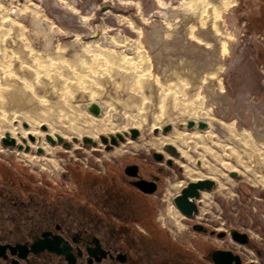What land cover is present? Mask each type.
<instances>
[{
	"label": "rangeland",
	"instance_id": "obj_1",
	"mask_svg": "<svg viewBox=\"0 0 264 264\" xmlns=\"http://www.w3.org/2000/svg\"><path fill=\"white\" fill-rule=\"evenodd\" d=\"M75 42L86 50L76 58L78 65L64 54L76 46ZM93 45L103 49L97 50ZM85 54L90 59L82 56ZM109 54L130 64L133 82L127 86L114 82L113 68L118 62L110 59ZM144 78L153 80L148 89L142 85ZM48 79H58L61 89L78 104L98 95H110L123 105H116L112 118L105 115L92 120L90 117L95 116L87 109L86 114L81 111V127L74 128L71 122L76 121L75 117L53 112L49 97H44L33 83ZM28 92L36 106L28 105ZM31 107L44 116L52 110L59 117L68 129L51 123V132H64L65 141L71 144L69 148L58 143L51 145L44 138L48 145L42 147V153L37 152L45 133L41 126L45 124H38L41 119L29 112ZM15 113L30 115V124L37 133L33 142L29 136L25 138L30 145L27 149L20 140L24 137H15L23 145L18 149L1 143L5 135L0 127V171L8 172L10 178L15 175L29 187L41 188L46 202L68 207L72 201L69 190L73 186V172L105 174L110 182L120 183L127 165H137L146 175L157 172L161 166L163 180L150 198L155 218L158 216L167 225L173 237L177 233L175 240L190 249H195L198 241L213 242L207 234L192 229L191 223L200 222L212 229L246 232L252 244L264 253V0H223L221 5L212 0H0V117L13 125ZM194 116H204L208 127L218 121L234 124L239 131L238 140L248 143L247 155L239 146V156L224 152L222 161L215 164L228 178L224 191L216 190V180V186L202 191L196 200L198 213L193 218H180L179 230L167 217L172 198L179 191L167 200L165 188L169 179L183 178L178 169L182 160L172 157L176 163L169 166L165 161H156L152 156L155 149L127 145L141 137L150 140L152 135H163L161 129L156 134L154 130L164 119L178 122ZM132 122L139 127L135 139L126 126ZM143 124L152 125V131H147ZM21 127L28 129L23 124ZM116 133L122 134L124 140L106 149L100 137ZM84 134L97 140V144L84 146ZM49 148L54 149L52 158ZM191 149L199 151L198 147ZM191 149L188 153L196 155ZM19 152L27 155L25 161L20 159ZM162 152L170 155L163 148ZM36 157L42 161L32 166L31 160ZM45 160L55 166L58 176ZM197 160L195 157L194 167L201 171L205 170V162L211 163L204 153L202 170ZM227 165L235 168L228 169ZM222 166L238 175L231 176ZM15 180L14 185L20 188L19 179ZM76 197L85 196L77 192ZM135 199L139 203L148 201L138 195Z\"/></svg>",
	"mask_w": 264,
	"mask_h": 264
},
{
	"label": "flooded vegetation",
	"instance_id": "obj_2",
	"mask_svg": "<svg viewBox=\"0 0 264 264\" xmlns=\"http://www.w3.org/2000/svg\"><path fill=\"white\" fill-rule=\"evenodd\" d=\"M16 143L21 144L17 139ZM156 152L161 155L157 162L176 163L162 151ZM140 170L138 167L135 176L124 173L119 178L121 184L110 182L105 174L73 172L68 207L46 202L41 188L29 187L15 175L10 178L8 172L0 171V264H264V253L252 244L250 236L247 243H241L230 229L227 232L193 222L192 229L194 223L206 226V232H198L216 244L203 240L190 249L175 240L177 233L173 237L167 225L155 218L150 198L163 180V167L150 175ZM15 179H19L20 188L14 185ZM139 180L145 181L140 182L144 190H155H141ZM77 192L85 197H76L77 201ZM135 195L149 202L139 203ZM211 230L215 233L210 234ZM220 231L225 234L218 237Z\"/></svg>",
	"mask_w": 264,
	"mask_h": 264
},
{
	"label": "bare ground",
	"instance_id": "obj_3",
	"mask_svg": "<svg viewBox=\"0 0 264 264\" xmlns=\"http://www.w3.org/2000/svg\"><path fill=\"white\" fill-rule=\"evenodd\" d=\"M212 1L215 2L217 5L218 4L221 5V2L223 0H212ZM182 9L183 8H181V10ZM75 44H76V46L68 48L66 50V52L65 53L63 52V53L65 55H67V56L69 55V59L68 60L72 59L73 62H75L78 65V62L76 61V58L79 55H81L82 53L84 54V52L86 50H84L80 46V43L75 42ZM38 46L40 47V45H38ZM93 47H95V49H97V50H102L103 49L101 46L100 47L102 49L99 48L96 45H93ZM39 49H41V47ZM43 50H44V48H43ZM47 53H50V52H47ZM53 55L56 56V55H58V53H53ZM82 56H85L88 59H90L89 55L85 54V55H82ZM109 57L112 60L115 59V62H118V66L117 67L115 66V68H113V71H114L113 74L116 76V78L114 79V82L119 81V84L121 82L122 85L125 84L127 86V84H129L133 80V77H134V72L131 69L130 64L124 63L123 61L118 60V57H114V55H112V54H109ZM49 58H47V59L51 60ZM54 58H56V57H54ZM113 62H111V63H113ZM59 65H61V64H59ZM62 69H64L66 72L70 73L69 69L66 70L64 67ZM23 77L28 79V80L31 79L30 77L25 76V74L23 75ZM30 81H32V80H30ZM33 83H35L36 88H38L39 92H41L44 97H49L48 103L50 104V107L52 108L53 112L56 113V112H60L61 111V112L65 113V114H68V115L71 114L73 117H75L76 121L75 122H71L72 123V127H74V128L75 127H81V122L83 121L81 119V117H80L81 111H84L83 114H86L85 111L87 109V106L90 105L91 103H96V104H98L101 107V113H100L101 115H98L99 117H102V116L106 115V116L111 117V118L114 115V111L117 110V106L116 105L118 103H120V101L116 100L115 97H108L110 95H108V96L107 95H100V96L98 95V96H95L93 99H91L89 102L78 104L77 101H75L73 99V97H71V94H68V92L65 91L64 88L61 89V86H60L61 83L58 82V79H53V81H50L48 79V81L44 80V82L43 81H40V82L33 81ZM142 85H143V87H145V89H148L147 87L153 85V80H149L147 78H144ZM13 88L14 89H19L18 87H15V86ZM58 90H60V91H58ZM16 91H18V90H16ZM29 96L31 97V94H29V92H28V94L26 96V101L28 102V105H29V103H31V104L33 103L36 106V103H35L36 100L34 99L35 100V102H34L33 98H30ZM63 96L66 99H68L67 102L66 101L64 102L65 98H63ZM34 98H36V97H34ZM120 104L123 105L122 103H120ZM110 105H112V107ZM37 107H38V105H37ZM41 109L44 110L43 106H41ZM52 110L51 111L50 110L46 111L47 114H46V116H44V114L38 112V109L36 110L35 107L34 108L31 107L29 109V112L33 116H35L36 118H40L41 119V120L37 121L38 124L42 123V124H45V126L47 127L46 130H43L41 128V130L45 132V133H42V141L39 144L40 145L39 147H41V148L42 147L45 148L46 145H48V143L45 141L47 134H49L52 138H54L56 140V134L53 135L52 132H51L52 131V126H51L52 124L51 123L57 124V125H61L62 129H66L67 128L65 125L61 124L59 117H56L55 113H53ZM10 111H12V110H10ZM61 116H62V114H61ZM93 116H95V115H93ZM98 116H95L93 118V117H90V115H89L88 117H90L92 120H97L99 118ZM65 117H66V115H65ZM11 118L12 117H10V119ZM201 118L202 119H200V117L194 116V117H192L190 119L179 120L178 122H176V120H172V119H164V120L160 121V123L158 125H156V128H155V129H158V132L161 129V132L164 133L163 135L159 133L157 138H154L153 135H152V137H150V140H145V138L141 137L139 141L128 142L127 146L130 147V148H139V147H142V148H145V149L153 148V149H155V151H162V148L164 149L165 144H172L179 151L180 156L174 157V158H180L183 161V162L182 161L178 162L179 165L182 167L183 178L181 180H176L175 178L168 180V184L166 185V188H165V192H166L165 193V198L167 200H169L170 197L174 193H177L178 191H180V189L185 185V183L187 181L198 180V179H202V178H211L213 180H216L217 181V186L215 185L216 186V190L218 192L224 191L225 183H227L228 178H227L226 174H223V173H221L218 170V168H217V166L215 164L220 163L222 161L223 154H224L225 151H227L228 154H236V152L237 153L240 152V150L237 151L238 150L237 146L241 147L242 153L244 152L247 155L246 145H248V143L244 144V143H242V142H240L238 140V137H237L238 133L237 132H239V131H238V129L236 128V126L234 124L227 125V124H225L223 122H219L218 121V122H211L209 127H208V123H207V127L205 129H199L197 127H194V128H191V129L185 128L186 127L185 124H186V122L188 120H194L197 123L198 121L203 120L204 116H202ZM13 120H14V124L13 125L10 124V123L6 124V123H4V119L2 118V116L0 117V127H2L3 135L8 133L10 136H12L14 138L19 136V135L24 137V138L29 136V139L31 141H33L34 140L33 137L36 135L37 132H36L35 128H33L31 126V124H30V120H32L30 118V115L28 117L24 113H17V114L15 113ZM10 121H8V122H10ZM203 121H205V120H203ZM165 122H169V123L164 124ZM24 123H26V126H24ZM123 123H124V121H123ZM22 124H23L24 128H28V129H26L24 131L22 129V127H21ZM181 124H183L185 127L184 126L181 127ZM175 125L179 128L178 130L176 129ZM126 126H128L130 128V130L132 128H136L138 130V128H139L138 125L136 123H134V122L127 123ZM143 126H144V128L147 131H150V132L152 131V125L148 126L146 124H143ZM167 126H170V129L167 132H164L163 130ZM183 128H185L187 130H184ZM195 128H197V130H193ZM69 130H72V129L69 128ZM16 133H18V134H16ZM72 133L75 134L73 132V130H72ZM126 133H128L127 130H126ZM129 133H130V131H129ZM57 134L62 136L64 138V141H65L66 136L64 135V132H60V133H57ZM118 134H120V133H118ZM86 135L87 134H84V136H86ZM110 135H113V134H110ZM104 137H106V136H104ZM24 138H22L21 141H22V143L26 144V141H25ZM107 138L109 139V137H107ZM15 141H16V138H15ZM254 141H256L258 143L262 142L261 140H254ZM55 144H57V142ZM51 145H53V144H51ZM22 147H23V145H22ZM26 147L28 148V146H25V149H26ZM191 147H193V148L198 147L199 148L198 152H197V150H195V151L193 150L194 154H196V155H192L191 156L188 153V149L191 148ZM58 148L60 149V147H58ZM55 149H57V148H55ZM48 150L52 153L51 154V158L54 157V149L53 148H49ZM204 153H206L208 158H211V163L209 161L205 162L206 163V164L204 163L205 164L204 165L205 166V170L201 171V170H199V169L194 167V162H195V157L198 158L199 160H197V164L203 170L204 167H203V164H202L201 160L203 159V154ZM239 154H241V153H239ZM18 155L20 156L21 160L25 161L27 159V155L25 153H23V152H19ZM236 155H238V154H236ZM41 161L42 160H41L40 157H36L35 159L31 160V164H32V166H35V165H38V163H40ZM45 162L47 163L48 167L53 171V173H56V175L58 176L59 175V171L56 170L55 166H53L52 163L49 160H45ZM227 168L228 169H234L235 167L233 165H227ZM225 170H226L227 173H229L230 171H235V170H227L226 168H225ZM204 198H205V196H204ZM173 206L169 207L170 211H169V214H168L167 217H169L168 218L169 221L171 223L173 222V224L175 226L177 225V228L180 230L181 229V224L179 223V219L182 218V214L178 213L177 212L178 210L175 209ZM161 210H163V209H161Z\"/></svg>",
	"mask_w": 264,
	"mask_h": 264
},
{
	"label": "water",
	"instance_id": "obj_4",
	"mask_svg": "<svg viewBox=\"0 0 264 264\" xmlns=\"http://www.w3.org/2000/svg\"><path fill=\"white\" fill-rule=\"evenodd\" d=\"M87 110L95 116H98L101 113V107L96 103H91L90 105H88ZM24 126H26V123H24ZM182 126H184V125L181 124V127ZM185 126L188 129L194 128L195 126L199 129H205L207 127V122L200 120L196 123L194 120H188L186 122ZM41 128L43 130H46L47 127L45 125H43V126H41ZM169 129H170V126H167L163 131L167 132ZM154 132L157 133L158 129H155ZM138 135H139V132L136 128H132L130 130V137L132 139H135ZM100 138H101V141L103 142L104 145L107 144L106 149H109V148L117 145L118 141L124 140V136L121 134H118V133L115 135H110L109 139L107 137H104V136H101ZM46 139L51 144H55L57 142L59 144H62L66 148L70 147V143L68 141H64V138L62 136H60L59 134H56V140L54 138H52L49 134L46 135ZM82 142L84 145H88V144L96 145L97 144L96 141H94L93 139H90L89 137H86V136L82 137ZM1 143L5 146H12V147L16 146L18 149L22 148V145L17 144L15 139L13 137H11L8 133H6L3 138H1ZM26 149H27V147H26ZM164 149L170 153L171 157L180 156L179 151L172 144H165ZM37 152L42 153L43 149L41 147H39V148H37ZM153 154L156 157V159L161 158V155L158 152L155 151ZM171 162H172V160L168 159V163H171ZM137 169H138L137 165H127L125 167V172L131 176H135L137 174ZM178 169H179V171H182L181 166H179ZM229 174L233 177H236L238 175V173L236 171H230ZM140 182H145V181L139 180V182L137 183L138 187L141 190H144L143 188H141V187H143L142 186L143 184H141ZM215 185H216L215 180H213L211 178H202V179H198V180L188 181L180 189L179 193L176 194L175 196H173L172 204L174 205V207L178 210V212L180 214H182L185 217L192 218L198 213V206H197L196 200L199 199L201 192L204 190H210ZM154 190H155V188H149V189H145L144 191H146L148 193H152ZM193 229L197 230V231H204V232L207 231V227L200 224V223H194ZM209 233L214 234L215 231L211 230ZM230 233L232 234V236L236 237L239 240V242H241V243H247L249 240L248 234L246 232H240L238 229L231 228ZM224 234H225L224 231L217 232L218 237H221Z\"/></svg>",
	"mask_w": 264,
	"mask_h": 264
},
{
	"label": "trees",
	"instance_id": "obj_5",
	"mask_svg": "<svg viewBox=\"0 0 264 264\" xmlns=\"http://www.w3.org/2000/svg\"><path fill=\"white\" fill-rule=\"evenodd\" d=\"M110 193H113L112 191H110Z\"/></svg>",
	"mask_w": 264,
	"mask_h": 264
}]
</instances>
